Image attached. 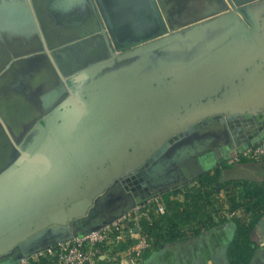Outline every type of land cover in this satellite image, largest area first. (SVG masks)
<instances>
[{
  "label": "water",
  "instance_id": "water-1",
  "mask_svg": "<svg viewBox=\"0 0 264 264\" xmlns=\"http://www.w3.org/2000/svg\"><path fill=\"white\" fill-rule=\"evenodd\" d=\"M35 1L0 0V57L8 60L0 76L12 62L36 58L35 52L10 49L12 43L42 42ZM46 2L53 13L48 17L61 30L77 32L92 20L106 46L129 48L119 55L110 49L107 62H94L93 72L78 78H93L113 57L146 55L177 40L194 44L208 30L219 32L192 60L162 62L152 73L158 85L151 86L152 97L133 99L131 88L143 75L121 70L91 79L75 99L61 101L68 93L62 77L39 96L50 115L35 126L25 150L14 149L0 166V264L97 229L135 203L169 191L183 176L178 165H186L195 179L264 138V0ZM75 36H65L68 46L76 45L80 36ZM198 119V125L184 129ZM200 125L203 139L166 153L165 140ZM132 171L141 175L147 193L125 205L111 186ZM96 218L104 220L83 228Z\"/></svg>",
  "mask_w": 264,
  "mask_h": 264
},
{
  "label": "flooded vegetation",
  "instance_id": "flooded-vegetation-1",
  "mask_svg": "<svg viewBox=\"0 0 264 264\" xmlns=\"http://www.w3.org/2000/svg\"><path fill=\"white\" fill-rule=\"evenodd\" d=\"M242 1L243 0H235L238 4ZM33 6L37 14L40 28L43 31L42 42L39 43L35 38L36 40L32 39V43L30 44L18 45L17 43H12L10 49L12 52H35L37 60L36 58H31L30 60H16L6 68L0 78V95L7 104H5V111L1 113L6 122V128L12 137L21 135L18 138L19 141L16 142L18 149L15 145H10V139H8L3 131L0 130V143L4 153L6 151V157H4L5 160L3 163H0V166L3 165L14 153V149H17L19 152L25 150L28 143L31 142V140L24 142L23 139L25 133H32L33 138L35 126H37L38 122H41L42 119H45V117L50 115V108H43L39 96L57 86L60 77H62V81L68 90L67 95H64L61 101H65L66 97L75 99L78 92L87 85L91 79L95 80L98 77L106 76L119 70L126 73L132 71L136 76L150 75L153 72H159V65H161L162 62L171 63L192 60L205 51V43L215 37L219 32L216 30H208L204 33L202 39L194 44L189 39L177 40L162 48L149 51L146 55H138L122 59L113 57L112 62L96 71L93 78L88 74L87 76L78 78L80 74L88 71H90L89 73L91 74L93 72H91V70L96 63L102 61L107 62L108 58H110V49H112L116 55H119L127 51L126 49L129 48L123 49L120 52L116 51L115 49L117 48L112 45L110 47L106 46L103 39H100V41L96 43H88L86 47H80V45L77 44L70 47L68 46L69 44H67L68 42H63L65 36L80 35L82 32H90L93 33V35L100 36L98 31H96V28L93 29L92 25L94 22L91 20L86 24L85 28L77 32L72 29L67 31L61 30L57 24L55 25V21H52V19L48 17V13H50V16L53 15V13L51 11L52 9H50V11L47 10L48 8L46 6H48V2H46V0L35 1ZM59 39L60 43L54 42H58ZM43 43L45 44L43 45ZM65 49H68V54L66 56L63 55ZM51 52L54 55V59H52L49 54ZM86 52L89 53V59L80 64L83 60V55ZM30 55H32V53ZM7 61L6 57H0V68L4 67ZM94 62L96 63L93 64ZM134 67L137 70L136 73H134ZM26 72L29 73V76ZM44 122L42 123L43 126H45ZM199 122L200 119L190 124L188 123L184 129L188 130L192 126L198 125ZM252 131L253 129H249L248 133L250 134ZM182 132L183 131L180 130L170 136L169 139H173L172 142H169V139L164 141V143H168L166 147L168 148L166 151L167 154L171 153V148H178L182 145L192 144L194 141L203 139V125L198 126L197 130L179 136ZM174 137L177 138L175 139ZM164 143L162 144L163 146ZM193 161L195 164L198 163L201 166V170L203 169V161L199 157H194ZM176 169L181 171L183 176L179 175L177 177L175 181L176 186L170 188V190L184 186L203 175L202 172L193 179V174L188 167L183 164L176 166ZM213 169L206 171V173ZM136 173V171H132L127 175L114 180L112 183V190H115L116 194H121L124 197L125 205L134 203L135 199H139L147 193V191H144L142 188L143 180L141 179V175H137ZM103 220L104 219L96 218L93 219L92 222L82 226L83 228H86L92 224L100 223Z\"/></svg>",
  "mask_w": 264,
  "mask_h": 264
},
{
  "label": "trees",
  "instance_id": "trees-1",
  "mask_svg": "<svg viewBox=\"0 0 264 264\" xmlns=\"http://www.w3.org/2000/svg\"><path fill=\"white\" fill-rule=\"evenodd\" d=\"M220 171L216 167L212 173L207 172L196 179L180 202L174 198L169 199L170 196L174 197L181 192L179 188L162 193L166 205L165 212L154 217L151 223H142L153 246L163 239L196 236L224 222L226 219L220 215L216 219L219 205L216 204L215 196L222 192L230 215L240 210L248 217L245 220L235 217L230 219L235 225L233 240L228 249L230 262L231 264L249 263L254 252V248L251 247L250 233L264 212V179L261 182L243 179L220 181ZM219 218H221L220 221ZM30 264L51 263L45 259H38L31 261Z\"/></svg>",
  "mask_w": 264,
  "mask_h": 264
},
{
  "label": "built area",
  "instance_id": "built-area-1",
  "mask_svg": "<svg viewBox=\"0 0 264 264\" xmlns=\"http://www.w3.org/2000/svg\"><path fill=\"white\" fill-rule=\"evenodd\" d=\"M241 159L261 162L264 160V139L244 149L235 150L233 156L218 165H233ZM162 194L135 203L110 223L78 234L69 241L55 243L41 251L21 258L14 264H30L45 259L51 264H142V256L150 251L153 243L142 223H151L154 217L165 212ZM136 229V231H134ZM125 248L123 257L120 252Z\"/></svg>",
  "mask_w": 264,
  "mask_h": 264
},
{
  "label": "crops",
  "instance_id": "crops-1",
  "mask_svg": "<svg viewBox=\"0 0 264 264\" xmlns=\"http://www.w3.org/2000/svg\"><path fill=\"white\" fill-rule=\"evenodd\" d=\"M219 169L221 170L220 181L243 179L250 182H261L264 179V160L252 162L241 159L233 165H224ZM193 183L195 181L188 184ZM180 191L183 193L184 198L187 189L185 191L181 189ZM179 194L174 197L170 196L169 199L174 198L180 202L183 198L180 199ZM119 211H121V208ZM234 233V223L226 218L221 224L218 223L196 236L171 240L163 239L154 244L150 251L143 254L142 264H231L228 249ZM250 242L254 252L248 264H264V212L252 228ZM125 246L126 244L121 248V257L124 255L122 251Z\"/></svg>",
  "mask_w": 264,
  "mask_h": 264
},
{
  "label": "rangeland",
  "instance_id": "rangeland-1",
  "mask_svg": "<svg viewBox=\"0 0 264 264\" xmlns=\"http://www.w3.org/2000/svg\"><path fill=\"white\" fill-rule=\"evenodd\" d=\"M81 30V29H80ZM88 32H82L80 35H78V37H79V39H78V42H76V44L77 45H80V47H86L87 46V44L88 43H93V42H99L100 41V39H102V37L101 36H98V35H93V34H87ZM75 37H77V35L75 36ZM55 43H60V39H59V41L58 42H56V41H54ZM63 42H65V40H63ZM59 45H62V44H59ZM124 46V45H123ZM123 46H122V49L121 50H123ZM77 49H79V48H77ZM66 51L68 50V49H65ZM116 50V49H115ZM79 52V51H78ZM120 52V51H119ZM88 55H89V53L88 52H86L84 55H83V60L80 62V64H82V62H84V61H86L87 59H89V57H88ZM50 56H51V58L52 59H54V55L53 54H50ZM36 60H37V58H36ZM74 67V66H73ZM27 73V75L29 76V73L28 72H26ZM25 73V74H26ZM2 76V75H1ZM1 76H0V78H1ZM6 101H4L3 100V98L1 97V95H0V109H1V111H0V130H2L3 131V133H4V135H6L7 136V138L8 139H10V145L12 144V145H15L17 148H18V145L16 144V142H18L19 141V137L21 136H17V137H12L11 136V134L8 132V130H7V128H6V122H5V120L3 119V116H2V112H4L5 111V108H6ZM32 133H30V132H26L25 133V137H24V142H26V141H30V140H32ZM19 149V148H18ZM5 153H6V151H5ZM4 153V150H3V148H2V146H1V143H0V163H3L4 162V160H5V158L4 157H6V154ZM194 184V183H193ZM193 184H186V185H184V186H182V187H180L179 189L181 190H183V191H185V189H190V187H192L193 186ZM178 197L180 198V199H182L183 198V193L182 192H180V194L178 195ZM215 199H216V204L217 205H219L218 206V208H219V212L218 213H216V219H218V215H220V216H222V217H224L225 219L227 218L228 219V221H230L231 222V220L230 219H232V217H235V218H238V219H242V220H245V219H247L248 217H246V215H244L241 211H239V212H235L233 215H230L228 212H227V205H226V202H225V199H224V194H222V192L221 193H219L218 195H216L215 196ZM91 213V212H90ZM243 216H245L246 218H244ZM221 217V218H222ZM221 218H219V221L221 220ZM81 220V219H80ZM232 223H233V221H232ZM220 224V223H219Z\"/></svg>",
  "mask_w": 264,
  "mask_h": 264
},
{
  "label": "bare ground",
  "instance_id": "bare-ground-1",
  "mask_svg": "<svg viewBox=\"0 0 264 264\" xmlns=\"http://www.w3.org/2000/svg\"><path fill=\"white\" fill-rule=\"evenodd\" d=\"M16 9L18 10V5H17ZM155 75L154 74L143 75L141 77L136 78L137 79V80H135L136 84L134 87L131 88L133 91V94H134V95H132V97H134L133 99H139V97L142 94H146L148 97H152L155 95L156 92L151 90L152 85L158 86V85H155L154 83H152V81L154 79H156Z\"/></svg>",
  "mask_w": 264,
  "mask_h": 264
}]
</instances>
